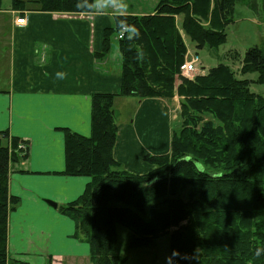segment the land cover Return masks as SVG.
<instances>
[{"label": "trees", "instance_id": "obj_1", "mask_svg": "<svg viewBox=\"0 0 264 264\" xmlns=\"http://www.w3.org/2000/svg\"><path fill=\"white\" fill-rule=\"evenodd\" d=\"M4 1L0 10L98 11L94 0ZM235 3L155 0L150 13L124 14L139 30L138 39L118 38L114 16L104 29L95 59L103 62L115 40L121 84L116 93L91 96L88 137L64 130L60 173L90 179L78 199L59 206L75 223L74 238L89 245L90 264H125L117 252V225L131 232L132 248L169 236L167 264H264V252L256 255L264 249V96L252 93L249 82L227 65L192 79L179 74L190 54L183 37L196 50L220 47ZM140 52L143 59L137 58ZM239 73H257L255 83H264V50L248 49ZM175 94L181 98L180 127L172 133L169 153L145 156L152 167L145 174L122 170L113 157L115 99L169 101ZM27 154L26 141L0 132V264H27L7 252L8 214L18 204L8 191L10 168Z\"/></svg>", "mask_w": 264, "mask_h": 264}, {"label": "crops", "instance_id": "obj_2", "mask_svg": "<svg viewBox=\"0 0 264 264\" xmlns=\"http://www.w3.org/2000/svg\"><path fill=\"white\" fill-rule=\"evenodd\" d=\"M21 12L24 26L15 24L19 16L14 14ZM0 15L6 20L10 48L5 87L0 89V132L28 143L27 158L13 165L9 176L8 191L18 204L8 214V255L27 264H90L89 245L74 238V221L59 212V206L78 199L90 181L60 174L65 166L64 130L88 137L91 96L116 93L120 87L116 60L95 59L114 14L3 9ZM200 70L207 72L205 67ZM57 72L67 73V78H57ZM180 102L177 94L169 101L115 99L113 157L122 170L145 174L152 170L145 156L169 153L172 133L180 127Z\"/></svg>", "mask_w": 264, "mask_h": 264}, {"label": "rangeland", "instance_id": "obj_3", "mask_svg": "<svg viewBox=\"0 0 264 264\" xmlns=\"http://www.w3.org/2000/svg\"><path fill=\"white\" fill-rule=\"evenodd\" d=\"M125 3L128 5L126 13H150L153 11L155 0H125ZM4 4H7V0L4 1ZM52 15L67 19L65 15ZM18 16H25V14H14V17ZM232 17V23L225 29L226 41L216 49L204 47L201 50H196L194 44L186 37L190 54H186L185 60H189L192 54L197 55L199 64L196 74H201L202 69L200 70V68L202 67L208 70L219 64L227 65L232 69L237 79L249 82V89L252 93L264 96V83H255L257 73L244 75L239 73L241 61L248 49L259 47L264 50V0H236ZM5 21L4 17L0 15V89L5 87L3 79L10 58L9 34L4 27ZM111 46L109 56L120 65L117 42L113 40ZM12 169L10 168V172ZM116 232L117 252L126 258L125 264H167L169 236L155 239L147 246L132 248L130 246L131 232L120 225H117ZM14 260L24 262L17 258Z\"/></svg>", "mask_w": 264, "mask_h": 264}, {"label": "clouds", "instance_id": "obj_4", "mask_svg": "<svg viewBox=\"0 0 264 264\" xmlns=\"http://www.w3.org/2000/svg\"><path fill=\"white\" fill-rule=\"evenodd\" d=\"M82 4V3H81ZM94 5L98 6V10L103 12L112 11L114 14V19L116 20L117 29L119 30L121 35L127 34L128 38H136L138 39L140 36L139 30L134 26L127 22L124 14L128 10V5L125 3V0H94ZM86 8V7H82ZM88 11H92V8H86ZM138 59H143V53H138ZM57 78L66 79L67 73L65 72H57ZM264 252V249H257L256 255L259 256Z\"/></svg>", "mask_w": 264, "mask_h": 264}, {"label": "built area", "instance_id": "obj_5", "mask_svg": "<svg viewBox=\"0 0 264 264\" xmlns=\"http://www.w3.org/2000/svg\"><path fill=\"white\" fill-rule=\"evenodd\" d=\"M15 24L18 26H24L26 24V19L25 16L18 17L15 20ZM122 35L119 34L118 38H121ZM199 63V58L197 55H191L189 60H185L182 65L180 66L179 69V74L182 78L186 79H192L195 75L196 72L198 71V65Z\"/></svg>", "mask_w": 264, "mask_h": 264}, {"label": "water", "instance_id": "obj_6", "mask_svg": "<svg viewBox=\"0 0 264 264\" xmlns=\"http://www.w3.org/2000/svg\"><path fill=\"white\" fill-rule=\"evenodd\" d=\"M45 202L47 203L48 206H51L52 208H55L56 207V204H54L51 201H45Z\"/></svg>", "mask_w": 264, "mask_h": 264}, {"label": "bare ground", "instance_id": "obj_7", "mask_svg": "<svg viewBox=\"0 0 264 264\" xmlns=\"http://www.w3.org/2000/svg\"><path fill=\"white\" fill-rule=\"evenodd\" d=\"M199 64V63H198ZM180 69V68H179Z\"/></svg>", "mask_w": 264, "mask_h": 264}]
</instances>
